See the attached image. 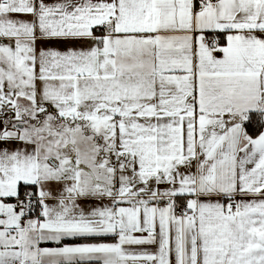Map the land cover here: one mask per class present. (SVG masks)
I'll return each instance as SVG.
<instances>
[{"label": "snow or ice", "instance_id": "6c2138e0", "mask_svg": "<svg viewBox=\"0 0 264 264\" xmlns=\"http://www.w3.org/2000/svg\"><path fill=\"white\" fill-rule=\"evenodd\" d=\"M0 264H264V0H0Z\"/></svg>", "mask_w": 264, "mask_h": 264}]
</instances>
